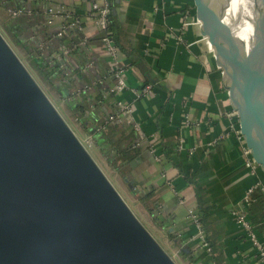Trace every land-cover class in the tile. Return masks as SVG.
I'll list each match as a JSON object with an SVG mask.
<instances>
[{
	"label": "crops",
	"instance_id": "obj_1",
	"mask_svg": "<svg viewBox=\"0 0 264 264\" xmlns=\"http://www.w3.org/2000/svg\"><path fill=\"white\" fill-rule=\"evenodd\" d=\"M111 1L118 44L125 48L120 50L127 84L140 87L145 76L156 80L149 94L135 97L129 88L118 96L131 111L114 122L113 132L121 145L140 149L133 160L134 176L128 179L135 181L136 191L152 193L164 225L159 226L153 215L150 218L181 250L186 263L263 264L240 230L237 213L246 211L245 193L264 181V173H251L246 165L245 145L236 131L239 116L201 26L184 27L194 18L195 1ZM61 6L82 19L81 28L63 36H59L62 22H49L48 13L49 8ZM11 10L21 12L12 16ZM89 11V0H0L2 24L11 21L26 46L63 69L70 94H85L98 120L116 112L117 104L107 91L112 79L109 60ZM131 51L136 60L129 56ZM132 119L141 123L140 131L134 129ZM196 186L204 191L209 208L205 235L214 254L201 245L199 230L189 216L191 210L199 215ZM128 189L137 201L133 189Z\"/></svg>",
	"mask_w": 264,
	"mask_h": 264
},
{
	"label": "water",
	"instance_id": "obj_2",
	"mask_svg": "<svg viewBox=\"0 0 264 264\" xmlns=\"http://www.w3.org/2000/svg\"><path fill=\"white\" fill-rule=\"evenodd\" d=\"M194 1L241 132L264 171V0L248 53L225 22L228 0ZM0 264H177L1 31Z\"/></svg>",
	"mask_w": 264,
	"mask_h": 264
},
{
	"label": "trees",
	"instance_id": "obj_3",
	"mask_svg": "<svg viewBox=\"0 0 264 264\" xmlns=\"http://www.w3.org/2000/svg\"><path fill=\"white\" fill-rule=\"evenodd\" d=\"M112 6V1H111ZM117 24L113 19V13L111 12V24L110 28L113 31L115 42L117 46L124 52L125 48L118 44L117 40ZM4 27L9 32L13 41L20 46L27 56V60L30 64L29 68L31 72L35 75L38 81L45 85L49 90L54 91L55 94L64 101L67 107L71 111V115L74 121L78 124L79 128L88 135L94 144L99 148V150L105 155L108 164L116 170L123 178H133V160L139 155V148H133L132 146H123L118 141L113 139V132L116 130L117 124L115 120H111L110 116L114 113H110L104 119H96L91 113L93 111V106L91 101L87 98L85 94H70L65 83L68 75L61 69L58 65L48 60L47 57L41 53L33 50L25 45L21 37L14 32V26H11V21L5 20ZM77 29V28H75ZM120 45V46H119ZM127 53H125L126 55ZM129 56L135 57L133 51L128 53ZM156 80L151 76H145V79L140 87L146 85H154ZM130 88L135 85H129ZM138 88V87H136ZM114 96V95H113ZM112 100V99H111ZM109 100V101H111ZM105 99L103 100V102ZM136 198L144 205L150 215H153L155 221L159 226L164 225V220L160 221L156 211L158 210L157 205L152 202V193L145 192L143 190L136 191L133 190ZM195 193L198 201L199 217L200 222L203 226L204 231H208L210 226L209 222V208L207 203L204 201V191L196 186ZM246 211L252 218L251 222L259 232L261 238H264V192L257 188L254 190L250 197V202L246 205ZM263 236V237H262ZM171 239H175L173 233H170ZM209 239V237H208ZM264 240V239H263ZM211 246V252H213ZM214 254V252H213ZM216 260V255H215ZM218 263V262H217ZM219 264V263H218Z\"/></svg>",
	"mask_w": 264,
	"mask_h": 264
},
{
	"label": "built area",
	"instance_id": "obj_4",
	"mask_svg": "<svg viewBox=\"0 0 264 264\" xmlns=\"http://www.w3.org/2000/svg\"><path fill=\"white\" fill-rule=\"evenodd\" d=\"M90 2V11L89 15L101 31V41L103 43L105 54L109 60V74L114 79V87L110 88L112 94L116 97L117 110L114 114L110 116L111 120L122 121L123 115L129 113L131 111L130 104L126 101L118 99V96L123 94L126 90H129V86L126 80V72L127 68L121 62V50L117 46L115 42V38L113 35V31L110 28L111 24V0H89ZM21 10H11L10 14L12 16H17ZM48 13L50 15L49 22H53L55 20H60L61 30L59 32V36H63L70 29L81 28L82 19L80 16L74 11L67 9L65 7L58 8H49ZM199 24L201 23L198 18L192 19L191 22H186L184 27L188 24ZM206 39V37H203ZM208 42V41H207ZM209 44V43H208ZM210 47V45H209ZM212 50V48L210 47ZM66 52H69L67 49ZM153 88V85H146L144 87L138 88H130L135 97H140L146 94H149ZM79 95L81 93H78ZM132 126L135 130L140 131L142 129L141 123L132 119ZM240 126V124H239ZM237 134L240 140L244 143V153L246 156V165L251 173L256 174V172L261 171L264 172L259 163L256 162L252 155L251 149L247 146L244 135L241 132V128L239 127L237 130ZM151 151L154 153L157 151V148L153 145L151 147ZM158 157V156H157ZM160 159V158H158ZM260 188L264 192V181L259 180L255 185L249 187L245 193L244 203L248 205L250 202V197L253 194L254 190ZM189 216L192 222L195 223L199 230V238L201 240V245L207 250L211 251L210 244L208 243L207 237L205 235V231L200 222L199 215L190 211ZM264 216V215H263ZM237 222L240 227V230L243 231L246 237L250 240L253 245L257 258L264 264V240L261 238L259 232L256 230L254 225L251 222L250 216L247 211L242 210L237 213Z\"/></svg>",
	"mask_w": 264,
	"mask_h": 264
},
{
	"label": "rangeland",
	"instance_id": "obj_5",
	"mask_svg": "<svg viewBox=\"0 0 264 264\" xmlns=\"http://www.w3.org/2000/svg\"><path fill=\"white\" fill-rule=\"evenodd\" d=\"M193 8H194V18L193 19H195V18H198L195 4H194ZM198 25L201 26V23H199ZM0 31L5 36V38L9 41V43L11 44L13 49L16 51V53L22 59V61L29 68L30 64L27 60V56H26L25 52L23 51V49L20 46H18L13 41V38L11 37L9 32L5 29L1 20H0ZM204 41L208 45L207 38L204 39ZM40 85L42 86L44 91L47 93L49 98L52 100V102L55 104L57 109L60 111L62 116L65 118L67 123L71 126V128L75 131V133L81 139L83 144L90 151L93 159L96 161V163L99 165V167L102 169V171L109 178V180L111 181L113 186L119 192L121 197L124 199V201L130 207L132 212L135 214V216L140 220V222L151 233V235L155 238V240L163 247V249L173 258V260L177 264H189L188 262L186 263V260L183 258V254L181 253V250L179 248L173 247L170 244V241L168 240L166 233L163 231L164 229L162 230L154 224V222L150 218V214L148 213V211L144 207V205L138 199H137V201L134 200V198L131 196L130 191L128 189V187H129L128 182H126L125 179L122 178L121 175L108 164V162L106 161L105 155H103V153L99 150V148L96 146V144H94L92 139L79 128L78 124L74 121V119L71 115L70 109L67 107V105L64 103V101L62 99H60L55 94L54 91L49 90V88H47L45 85H43L41 83H40Z\"/></svg>",
	"mask_w": 264,
	"mask_h": 264
},
{
	"label": "bare ground",
	"instance_id": "obj_6",
	"mask_svg": "<svg viewBox=\"0 0 264 264\" xmlns=\"http://www.w3.org/2000/svg\"><path fill=\"white\" fill-rule=\"evenodd\" d=\"M224 9L225 22L232 28L234 36L250 52L257 39L259 0H228ZM264 85V79H263Z\"/></svg>",
	"mask_w": 264,
	"mask_h": 264
}]
</instances>
